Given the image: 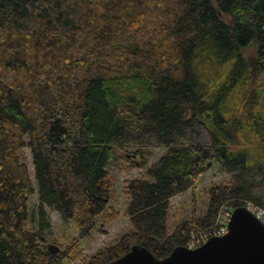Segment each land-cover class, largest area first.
<instances>
[{"label": "trees", "instance_id": "1", "mask_svg": "<svg viewBox=\"0 0 264 264\" xmlns=\"http://www.w3.org/2000/svg\"><path fill=\"white\" fill-rule=\"evenodd\" d=\"M119 157L145 170L124 183L130 229L82 258L97 220L119 218ZM213 163L229 180L170 231V200L195 202ZM248 202L264 210V0H0V264L163 259ZM46 208L77 232L63 251Z\"/></svg>", "mask_w": 264, "mask_h": 264}, {"label": "rangeland", "instance_id": "2", "mask_svg": "<svg viewBox=\"0 0 264 264\" xmlns=\"http://www.w3.org/2000/svg\"><path fill=\"white\" fill-rule=\"evenodd\" d=\"M164 150L155 149L153 156L148 159V166L157 161L164 154ZM130 154V153H128ZM21 160L26 164L32 182L34 181L32 157L30 150L24 148L21 153ZM125 159L119 157L117 161L109 167V171L113 177L116 188V197L112 200V208L119 213V218L113 222H107L101 217L97 220L96 228L91 235L81 240L78 248L81 249L82 258H88L105 247L115 244L122 234L130 229L129 218L125 216V208L127 199L123 195L124 183L128 180L140 178L145 170L136 169L133 171H125ZM229 175L225 174L217 163H213L208 171H206L198 180L196 187L195 198L193 202V194L189 191L180 196H176L170 200L171 214L174 216L170 225V231L180 221L190 216L193 211L197 216L205 213L207 208L206 193L212 186H217L229 180ZM34 185V182H33ZM195 203V206H194ZM38 205L37 195L34 194L29 201L28 212L33 215V220H36V209ZM50 223V238L51 245L57 246L60 250H64L67 243L77 237V232L70 224H64L59 217L46 208ZM33 226H35L33 224ZM30 225V229L33 228ZM64 264H79V262H64Z\"/></svg>", "mask_w": 264, "mask_h": 264}, {"label": "water", "instance_id": "3", "mask_svg": "<svg viewBox=\"0 0 264 264\" xmlns=\"http://www.w3.org/2000/svg\"><path fill=\"white\" fill-rule=\"evenodd\" d=\"M109 264H264V225L244 207L232 211L227 232L202 246L177 247L163 259L141 246H133Z\"/></svg>", "mask_w": 264, "mask_h": 264}, {"label": "built area", "instance_id": "4", "mask_svg": "<svg viewBox=\"0 0 264 264\" xmlns=\"http://www.w3.org/2000/svg\"><path fill=\"white\" fill-rule=\"evenodd\" d=\"M243 207L250 211L264 225V210L249 202L246 203ZM232 211L233 209L228 208L227 206H223L219 210L213 226L207 231L200 232L198 235L195 233L190 234L185 248L188 250H194L202 246L212 238L224 236L227 232V226L230 221Z\"/></svg>", "mask_w": 264, "mask_h": 264}]
</instances>
